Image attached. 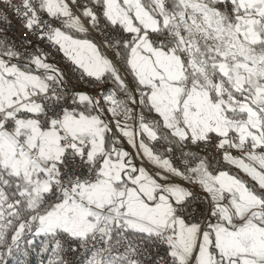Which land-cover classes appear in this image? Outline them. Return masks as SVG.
<instances>
[{
    "label": "snow or ice",
    "instance_id": "snow-or-ice-1",
    "mask_svg": "<svg viewBox=\"0 0 264 264\" xmlns=\"http://www.w3.org/2000/svg\"><path fill=\"white\" fill-rule=\"evenodd\" d=\"M0 264H264V0H0Z\"/></svg>",
    "mask_w": 264,
    "mask_h": 264
}]
</instances>
